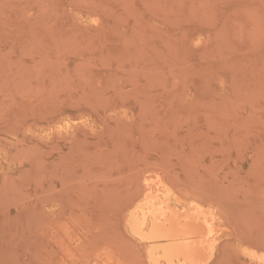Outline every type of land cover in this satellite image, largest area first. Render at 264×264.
I'll use <instances>...</instances> for the list:
<instances>
[{
  "label": "rangeland",
  "instance_id": "obj_1",
  "mask_svg": "<svg viewBox=\"0 0 264 264\" xmlns=\"http://www.w3.org/2000/svg\"><path fill=\"white\" fill-rule=\"evenodd\" d=\"M158 180L264 264V0H0V264H151Z\"/></svg>",
  "mask_w": 264,
  "mask_h": 264
},
{
  "label": "bare ground",
  "instance_id": "obj_2",
  "mask_svg": "<svg viewBox=\"0 0 264 264\" xmlns=\"http://www.w3.org/2000/svg\"><path fill=\"white\" fill-rule=\"evenodd\" d=\"M154 183L160 189L155 193L147 190L130 215L131 232L150 245L148 261L151 264H205L212 254L217 233L213 217L203 215L198 208L178 211L172 206L171 191L161 180Z\"/></svg>",
  "mask_w": 264,
  "mask_h": 264
}]
</instances>
